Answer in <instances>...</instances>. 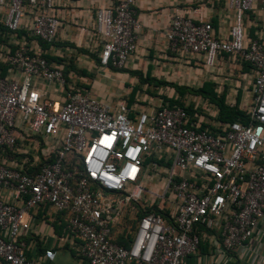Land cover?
<instances>
[{
	"label": "built area",
	"instance_id": "1",
	"mask_svg": "<svg viewBox=\"0 0 264 264\" xmlns=\"http://www.w3.org/2000/svg\"><path fill=\"white\" fill-rule=\"evenodd\" d=\"M56 2L0 0V72L3 64L24 73L22 80L0 76V187L15 195H0L3 264H36L20 235L44 204L65 215L89 264H184L211 238L238 264H264V26L253 20L264 0H183L170 16L172 51L201 54L210 66L228 53L255 71L247 118L215 126L170 102L132 115L126 100L105 102L68 81L67 65L31 44L56 39ZM223 7L233 15L225 36L213 21ZM141 30L136 0L98 5L100 65L124 67ZM36 81L64 89L63 102L47 99ZM50 138L56 145L45 153ZM164 149L173 159L159 172L154 156ZM35 152L42 161H29ZM55 255L46 251L48 264Z\"/></svg>",
	"mask_w": 264,
	"mask_h": 264
},
{
	"label": "crops",
	"instance_id": "2",
	"mask_svg": "<svg viewBox=\"0 0 264 264\" xmlns=\"http://www.w3.org/2000/svg\"><path fill=\"white\" fill-rule=\"evenodd\" d=\"M183 0H136V9L142 30L137 39V49L122 68L101 66L98 57L102 48L94 32L95 11L98 5L111 4L114 0H57L54 13L60 19L59 31L53 42L34 40L36 49L54 63L66 64L68 81L87 88L98 99L117 103L124 99L133 114L140 111H155L166 102L188 107L191 115L203 126L219 125L229 120L221 114L219 106L205 94L196 92L210 83L226 104L245 112V120L253 98L254 69L236 57L223 53L214 65H208L203 55L178 54L169 48L165 31L177 3ZM254 26H264V13L256 11ZM216 27L227 34L233 15L224 9L213 11ZM84 28V29H81ZM23 41V40H22ZM0 76L22 80L24 73L9 70L2 64ZM47 92V99L62 103L64 89L54 83L36 81ZM47 153L54 139L42 142ZM42 153H32L29 161H42ZM161 157V159H160ZM154 159L162 163L159 172L171 165L173 154L164 149ZM152 184L144 179V184ZM0 195L14 200L13 191L0 187ZM30 227L24 229L20 239L26 244L27 256L36 264H48L46 251H56L55 264H87L77 249V241L70 238L65 228V215L51 205L44 204L28 214ZM119 230V228L117 229ZM118 232V231H117ZM120 234V233H119ZM264 240V237H263ZM264 246V244H263ZM0 264H3L0 259ZM184 264H238L235 259L221 252L218 241L206 239L197 253L186 257Z\"/></svg>",
	"mask_w": 264,
	"mask_h": 264
},
{
	"label": "trees",
	"instance_id": "3",
	"mask_svg": "<svg viewBox=\"0 0 264 264\" xmlns=\"http://www.w3.org/2000/svg\"><path fill=\"white\" fill-rule=\"evenodd\" d=\"M98 61L100 63L99 57H98ZM110 67H112V66L110 65ZM112 68H114V67H112ZM196 92L205 94L206 96H208L211 99L212 102L216 103L221 110V114L224 115V118L229 120V121L239 120L241 117L245 116V112L241 111L240 109L228 106L226 104L223 96H218V94L215 92V90L211 89L210 83H208V84L206 83L202 88H200ZM150 209H154V210L158 211L156 206H154V208L152 207ZM142 214H143V212L139 211L138 215L141 216ZM117 240L123 241V235L120 234ZM87 264H89V263H87Z\"/></svg>",
	"mask_w": 264,
	"mask_h": 264
},
{
	"label": "rangeland",
	"instance_id": "4",
	"mask_svg": "<svg viewBox=\"0 0 264 264\" xmlns=\"http://www.w3.org/2000/svg\"><path fill=\"white\" fill-rule=\"evenodd\" d=\"M155 179H156V181H158V180L160 179V177H159V176H156ZM164 179H165V178H164ZM162 181H164V180H162ZM156 183H157V182H152V184L148 183V184H149V185H148V188H149V189H152L153 187H155V189H156L157 191H160V186H156ZM164 184H165V182H162V186H164ZM149 195H150V193H148V196H149ZM135 211H136V210L134 209V210H133L134 213H132V214H136ZM113 235H114V236H119L120 234H119V232H117V230H115L114 233H113Z\"/></svg>",
	"mask_w": 264,
	"mask_h": 264
}]
</instances>
